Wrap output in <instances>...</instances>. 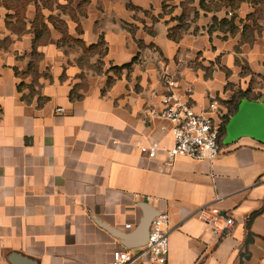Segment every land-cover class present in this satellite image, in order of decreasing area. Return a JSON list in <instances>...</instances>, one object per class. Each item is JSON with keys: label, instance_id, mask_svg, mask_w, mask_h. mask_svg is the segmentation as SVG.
Wrapping results in <instances>:
<instances>
[{"label": "crops", "instance_id": "obj_1", "mask_svg": "<svg viewBox=\"0 0 264 264\" xmlns=\"http://www.w3.org/2000/svg\"><path fill=\"white\" fill-rule=\"evenodd\" d=\"M184 2L0 0V264H104L129 249L117 234L136 229L143 203L170 216L165 264H264V210L247 243L264 207L263 143L172 163L140 149L173 145V123L146 113L161 107L165 70L199 113L217 95L216 119L236 93L264 103V0L213 11L191 0L175 39ZM204 205L234 226L200 221Z\"/></svg>", "mask_w": 264, "mask_h": 264}, {"label": "built area", "instance_id": "obj_2", "mask_svg": "<svg viewBox=\"0 0 264 264\" xmlns=\"http://www.w3.org/2000/svg\"><path fill=\"white\" fill-rule=\"evenodd\" d=\"M162 81L166 87V93L162 96L161 107L147 109L146 113L148 118H161L173 123V145L166 146L153 141L149 145L141 144V151L148 153L150 157H155L157 152L162 150L167 154L169 163H172L178 156L214 160L222 151L219 136L223 120L216 119L210 113L219 108V97L209 94V111L199 113L189 100L178 92L176 75L165 70L162 74ZM191 92L192 88L189 87L187 93ZM196 216L217 232L230 229L235 224L233 217L223 213L215 205L200 207ZM169 225V214L159 213L151 223L147 244L138 253L132 254L129 249L125 248L116 249L112 253V259L104 264H130L144 255H147L153 262L165 264L170 250Z\"/></svg>", "mask_w": 264, "mask_h": 264}, {"label": "water", "instance_id": "obj_3", "mask_svg": "<svg viewBox=\"0 0 264 264\" xmlns=\"http://www.w3.org/2000/svg\"><path fill=\"white\" fill-rule=\"evenodd\" d=\"M244 137H249L264 144V103L244 98L238 110L226 125L224 145H233ZM146 210L136 229L128 233H119L124 245L129 249L145 246L148 242L151 223L156 215L148 203H143Z\"/></svg>", "mask_w": 264, "mask_h": 264}, {"label": "trees", "instance_id": "obj_4", "mask_svg": "<svg viewBox=\"0 0 264 264\" xmlns=\"http://www.w3.org/2000/svg\"><path fill=\"white\" fill-rule=\"evenodd\" d=\"M4 3L6 4H9V6L11 5V3L13 1H18V2H21V3H28V2H31L32 0H2ZM51 1L52 0H42V2H44V4L46 5H50L51 4ZM191 0H185V2L183 3L184 4V11H183V14L182 16L179 17V20H180V23L175 26L173 29H172V32L170 33V36L172 38H175L177 39L178 36L181 34L180 33V30L184 29L185 25H184V21L186 19V17L189 16V14L192 12L193 8H190L189 7V2ZM246 0H200V4H201V7L202 9L204 10H207V11H213V10H219L221 9L222 7H227V8H230L232 10H234L235 8H237L242 2H244ZM37 2V1H36ZM41 8V6H37V10H38V15H37V19H41L42 15L39 13V9ZM196 15H198V11H195ZM214 21H217V17H214ZM222 23H226L228 22L227 19H223L221 20ZM213 28V25L211 26L210 30ZM81 44V43H80ZM103 40L97 44V45H93L91 47H89L87 49V51H92L93 49H96V48H101L100 49V52H102L104 49L103 47ZM125 66H130V64H127ZM244 98H248V99H254L253 97L249 96L248 93L246 92H239V93H236L232 96L231 100H230V103H231V108H230V113L226 116V118L223 120L222 122V125H221V133H220V136H219V143L221 146H224V143H223V139L226 135V125L227 123L229 122V119L231 118L232 115H234L236 113V111L238 110V106H239V103L241 102L242 99ZM264 210V207L257 210V211H254L253 213L250 214V216L248 217V220H247V228H248V238H247V243L251 242L253 240V233L251 231V225H252V222L253 220L258 216L260 215Z\"/></svg>", "mask_w": 264, "mask_h": 264}]
</instances>
